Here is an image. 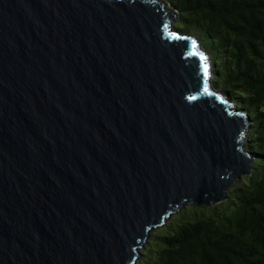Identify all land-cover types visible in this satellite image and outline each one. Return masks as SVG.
<instances>
[{"label":"water","instance_id":"1","mask_svg":"<svg viewBox=\"0 0 264 264\" xmlns=\"http://www.w3.org/2000/svg\"><path fill=\"white\" fill-rule=\"evenodd\" d=\"M164 8L0 0V264H135L251 174L250 119Z\"/></svg>","mask_w":264,"mask_h":264},{"label":"trees","instance_id":"2","mask_svg":"<svg viewBox=\"0 0 264 264\" xmlns=\"http://www.w3.org/2000/svg\"><path fill=\"white\" fill-rule=\"evenodd\" d=\"M154 1L204 49L210 91L250 119L241 150L252 170L208 216L180 209L155 228L138 264H264V0Z\"/></svg>","mask_w":264,"mask_h":264},{"label":"rangeland","instance_id":"3","mask_svg":"<svg viewBox=\"0 0 264 264\" xmlns=\"http://www.w3.org/2000/svg\"><path fill=\"white\" fill-rule=\"evenodd\" d=\"M164 9H167V10H170L172 11L171 8L169 7H165ZM176 23V18H175V22L172 24V26H174V24ZM177 29H179L180 31H182L185 35H189L187 34L188 31L187 29L183 28V27H180V26H177ZM190 32H194V29L193 28H189L188 29ZM201 51L205 52L203 48H200ZM209 64V62H207ZM211 66V65H209ZM211 77H209L208 79V83L210 84V88L212 87L211 85ZM232 108H234V105H232ZM242 178H244L243 176L241 178H239L238 180L240 181ZM186 208V211H196V213H198L199 215H205V216H208L211 212V208L212 206H204V207H199V206H190V207H183L182 209H185ZM172 216V215H171ZM170 216V217H171ZM170 217L167 219L169 220ZM166 220V221H167ZM165 221V222H166ZM157 229H152L150 230L149 234L147 235L143 245L138 249L137 253H138V256H137V259H136V262L135 264H138L139 260L141 259V255L143 254L144 250H145V246L146 244L150 241V236L151 234H153Z\"/></svg>","mask_w":264,"mask_h":264},{"label":"snow or ice","instance_id":"4","mask_svg":"<svg viewBox=\"0 0 264 264\" xmlns=\"http://www.w3.org/2000/svg\"><path fill=\"white\" fill-rule=\"evenodd\" d=\"M201 58H202V59H205V60L207 59L206 57H203V56H202ZM204 70H205V74H207V64H205V68H204Z\"/></svg>","mask_w":264,"mask_h":264}]
</instances>
